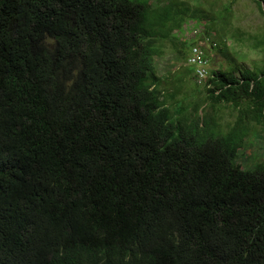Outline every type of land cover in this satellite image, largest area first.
<instances>
[{"label":"trees","instance_id":"obj_1","mask_svg":"<svg viewBox=\"0 0 264 264\" xmlns=\"http://www.w3.org/2000/svg\"><path fill=\"white\" fill-rule=\"evenodd\" d=\"M232 17L203 0H0V264H264V161L247 153L264 33L249 62ZM168 42L209 59L203 82L187 72L213 108H240L226 132L169 104Z\"/></svg>","mask_w":264,"mask_h":264},{"label":"rangeland","instance_id":"obj_2","mask_svg":"<svg viewBox=\"0 0 264 264\" xmlns=\"http://www.w3.org/2000/svg\"><path fill=\"white\" fill-rule=\"evenodd\" d=\"M206 5L214 4L216 8H223L230 5L232 8V26L235 30L232 36L227 38L228 45L235 47L249 62L259 60L262 54L255 47L257 38L264 33V15L261 8L254 0H203ZM204 23H198L191 19L185 26L188 39L195 38L203 31ZM182 36V35H181ZM206 45L205 41L199 42ZM207 46L210 47L208 44ZM176 48L173 42H168L162 56L156 57V68L159 76H167L162 82V88L166 89V94L179 91L176 99L169 101V104L176 107L177 101H183L188 113L194 112L196 106H201L199 115L206 118V115L215 117L222 132H226L231 125L236 123L240 116V108L227 103H220L217 108H213L207 100V91L204 86H198L195 76L187 72L188 63L184 60L182 49ZM213 50V49H212ZM211 51V55L216 58V62L211 60V67H218L220 64L227 66V59L219 52ZM183 79V80H181ZM197 116V115H195ZM249 124L248 154H258V158L264 161V123L257 124L253 121Z\"/></svg>","mask_w":264,"mask_h":264},{"label":"built area","instance_id":"obj_3","mask_svg":"<svg viewBox=\"0 0 264 264\" xmlns=\"http://www.w3.org/2000/svg\"><path fill=\"white\" fill-rule=\"evenodd\" d=\"M188 65L195 67V74L199 82H203L210 75V62L207 57H204L200 48L194 46L187 60Z\"/></svg>","mask_w":264,"mask_h":264}]
</instances>
